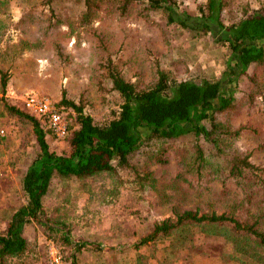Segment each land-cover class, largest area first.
Returning a JSON list of instances; mask_svg holds the SVG:
<instances>
[{"label": "rangeland", "instance_id": "1", "mask_svg": "<svg viewBox=\"0 0 264 264\" xmlns=\"http://www.w3.org/2000/svg\"><path fill=\"white\" fill-rule=\"evenodd\" d=\"M44 1L0 0V129L7 131L0 141V229L6 227L24 202L21 182L40 153L32 121L8 108L15 105L28 113L22 97L26 93L37 92L56 104L66 94L86 113L103 120L119 102L115 93H103L98 84L99 63L108 54L120 55L122 71L128 78L141 73L147 79L153 62L160 59L171 65L180 79L222 78L223 93H231L237 100L252 87L250 75L254 66L247 74L229 81L226 70L233 59L228 44L216 41L210 33L196 36V31L179 24L166 26L169 13L162 9L146 16L137 7L123 15L103 6L88 24L81 25V8L73 6V0L50 1L60 18L52 15ZM205 1L182 0L174 13L190 24L200 23L189 14H199L198 5ZM93 30L102 35V43ZM5 73L8 79L4 94ZM60 109L71 122L74 111L66 109V105ZM215 115L221 123L251 122L262 129L261 137L243 135L241 146L255 149L264 140V100L259 99L251 114L244 112L233 123L224 112ZM40 122L50 148L59 154L67 152L70 147L66 138L56 137L44 119ZM170 156L168 167L162 166L164 171L158 164L152 167L174 176L176 160L173 153ZM143 158L138 151L133 161ZM254 160L264 165V152L256 151ZM207 161L209 165L219 163L209 150ZM118 169L84 178L56 174L44 205L48 218L53 220L51 225L64 230L50 229L46 224L27 225L28 250L9 264H47L49 244L59 250L62 264H74V258L78 264H256L237 252L227 238L206 231L195 232L183 248L161 240L156 245L142 246L137 252L135 243L152 229L155 220L171 215L174 204L179 209L200 205L207 211H224L232 209L238 195L222 193V176L216 175L215 181L193 191L186 202L177 203L156 193L137 192L129 182L131 171ZM66 234L72 244L62 242ZM87 242L96 244H83ZM138 253H143L144 258Z\"/></svg>", "mask_w": 264, "mask_h": 264}, {"label": "trees", "instance_id": "2", "mask_svg": "<svg viewBox=\"0 0 264 264\" xmlns=\"http://www.w3.org/2000/svg\"><path fill=\"white\" fill-rule=\"evenodd\" d=\"M50 1L45 0L44 4L54 17L60 18ZM181 3L182 0H73V6L81 8V25L88 24L103 6L123 15L137 7L146 16L162 9L169 13L166 26L179 24L196 31V36L210 33L216 41L228 44L233 59L226 70L229 81L247 74L254 66L250 75L252 87L237 100L233 94L223 93L222 78L180 79L175 69L160 59L153 62L147 79L141 73L128 78L122 71L120 55L108 54L99 63L98 84L103 93L117 95V107L105 119L98 120L65 94L56 105L59 109L66 105L75 114L71 122L68 120L65 137L70 148L62 154L50 148L40 118L8 105L11 111L32 121L40 153L21 182L24 202L6 227L0 229V264H9L12 258L27 252V225L46 224L50 229L64 230L51 225L53 220L48 218L44 205L56 174L84 178L105 171L117 172L118 168L131 171L129 182L137 192L156 193L177 203L186 202L193 191L215 181L216 175L222 176V193L238 195L232 209L224 211H207L200 205L179 209L174 204L172 214L155 220L152 229L135 243L137 252H141L142 246L156 245L161 240L183 248L195 232L206 231L227 238L237 252L256 264H264V165L254 160L256 151L264 152V140L255 149L239 143L243 135L253 133L261 137L263 131L251 122L221 123L215 115L224 112L233 123L242 113L251 114L259 99L264 100V0L200 2L199 14H189L200 20L197 24L176 16L175 9ZM93 33L102 43L99 31ZM4 76L5 94L7 73ZM208 150L219 163L208 164ZM138 151L144 158L134 162ZM171 153L176 171L169 177L152 166L158 164L164 171L162 166L168 167ZM67 236L62 242L72 244ZM142 254L138 253L141 259ZM73 262L78 264L75 258Z\"/></svg>", "mask_w": 264, "mask_h": 264}, {"label": "built area", "instance_id": "3", "mask_svg": "<svg viewBox=\"0 0 264 264\" xmlns=\"http://www.w3.org/2000/svg\"><path fill=\"white\" fill-rule=\"evenodd\" d=\"M22 97L29 114L44 119L49 124L56 137L63 139L67 136L69 130L67 113L64 110L59 109L56 103H54L49 97L33 91L26 93ZM6 136V129L1 128L0 141ZM49 252L50 256L47 264H62V256L57 247L53 244H49Z\"/></svg>", "mask_w": 264, "mask_h": 264}]
</instances>
